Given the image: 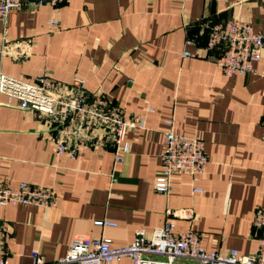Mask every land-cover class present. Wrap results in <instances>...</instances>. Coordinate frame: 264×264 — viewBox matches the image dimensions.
<instances>
[{
	"label": "crops",
	"instance_id": "crops-1",
	"mask_svg": "<svg viewBox=\"0 0 264 264\" xmlns=\"http://www.w3.org/2000/svg\"><path fill=\"white\" fill-rule=\"evenodd\" d=\"M229 19L264 34V0L26 2L9 15L7 30L0 19V46L8 44L0 53L3 72L35 80L46 71L66 84L79 77L125 117L146 116L144 128L128 132V151L116 152L95 144L102 130L94 129L92 139L64 131L0 94L1 176L12 186L29 181L58 193L54 208L0 206L9 264H32L33 252L56 264L79 235L126 246L138 230L151 232L169 219L177 232H201L208 251L256 252L260 231L253 219L264 207V48L252 72L225 76L216 62L220 52L207 50V42L210 27ZM21 40L28 45L19 57ZM186 50L193 56L185 57ZM170 118L175 132L205 142L201 192L183 172L173 175L168 195L155 191ZM62 141L69 151L59 155ZM185 210L188 216L174 214ZM100 220L116 225L96 224ZM131 263L125 257L108 264Z\"/></svg>",
	"mask_w": 264,
	"mask_h": 264
},
{
	"label": "built area",
	"instance_id": "built-area-1",
	"mask_svg": "<svg viewBox=\"0 0 264 264\" xmlns=\"http://www.w3.org/2000/svg\"><path fill=\"white\" fill-rule=\"evenodd\" d=\"M64 0H0V19L7 30L9 15L24 8L26 2L35 6H58ZM57 24L56 20L51 21ZM6 38V37H5ZM6 41V39H5ZM27 40L15 44V52L21 57L26 55ZM264 34L256 31L252 24L241 19H229L210 27L207 50H218L216 62L225 76L246 74L253 71L254 62L262 57ZM8 52V44L0 46V53ZM185 57L193 56L185 51ZM0 94L15 100L26 111L39 112L60 123L64 131L77 135L91 136L94 129H100L103 136L95 139V144L111 145L116 152H127L128 132L144 128L146 116L134 114L125 117L123 110L111 104L100 92H90L82 78H75L70 84L61 83L48 72H43L35 80L9 75L0 70ZM152 110V108H150ZM171 128L165 132V146L160 154V170L154 182L155 191L168 195L173 186V175L183 172L190 176L195 192L202 189L197 185L205 173L209 159L205 142L199 136H189L175 132L174 120L167 119ZM264 128V117L262 120ZM97 137V136H96ZM94 139V138H93ZM264 140V132H263ZM69 151L65 141L57 145L59 155ZM71 151V150H70ZM75 156V151H71ZM120 155L117 160H121ZM58 202L55 188L41 184L21 181L12 186L0 174V206L33 205L54 208ZM174 212L177 216L189 211ZM102 226H115L116 222L97 221ZM254 226L260 231L258 248L255 253L243 255L238 249L228 254L208 251L202 246V233L194 229L177 232L176 224L167 220L151 232L140 229L134 240L126 246H115L110 237L93 238L75 236L67 252L56 264H108L128 257L131 264H264V207L255 211ZM7 232L0 228V264H9ZM32 264H50L40 252H33Z\"/></svg>",
	"mask_w": 264,
	"mask_h": 264
}]
</instances>
